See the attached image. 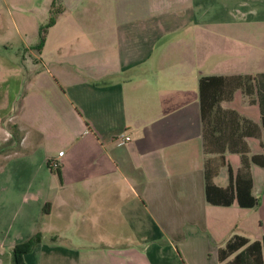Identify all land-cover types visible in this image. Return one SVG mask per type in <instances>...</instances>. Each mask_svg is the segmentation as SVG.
Masks as SVG:
<instances>
[{
    "label": "crops",
    "instance_id": "obj_1",
    "mask_svg": "<svg viewBox=\"0 0 264 264\" xmlns=\"http://www.w3.org/2000/svg\"><path fill=\"white\" fill-rule=\"evenodd\" d=\"M52 2L0 0V264L33 238L23 264H221L261 240L264 168L253 207L208 202L205 171L227 187L229 141L264 154L241 82L264 74V0H59L40 45Z\"/></svg>",
    "mask_w": 264,
    "mask_h": 264
},
{
    "label": "trees",
    "instance_id": "obj_2",
    "mask_svg": "<svg viewBox=\"0 0 264 264\" xmlns=\"http://www.w3.org/2000/svg\"><path fill=\"white\" fill-rule=\"evenodd\" d=\"M59 0H53L50 8V16L47 23L41 27L40 33V45L44 42V32L49 26H51L56 19L57 13L60 11ZM213 77H202L200 79L201 101H202V87L206 81L212 80ZM242 89L246 94H251L254 87L257 89V95L259 99V105L262 113V128L264 130V74H258L254 77L244 76L242 77ZM214 103V101L212 102ZM204 102H202V111L204 114ZM247 124V123H246ZM255 124L248 121L246 132H238L237 135L240 138L245 136H258L260 132H252ZM249 127L251 132L248 131ZM207 132H204L206 140ZM264 134V132H263ZM236 140V138H235ZM228 149L239 153L241 159V168L235 175H232V171L229 169V183L227 187L220 188L212 184L211 176L212 172L205 171V195L208 202L219 205H230L234 199L242 207H253L257 204V200L251 194L252 178L250 174V165L255 163L264 168V154H254L248 156V146L242 140L238 144L237 141H229ZM264 148V140H263ZM223 151V150H222ZM37 239H29L18 243L12 249V263L23 264V255L31 250ZM229 259V257H231ZM218 259L221 264H264V234L261 240H255L249 242L245 237L234 235L232 236L223 247L218 249Z\"/></svg>",
    "mask_w": 264,
    "mask_h": 264
},
{
    "label": "rangeland",
    "instance_id": "obj_3",
    "mask_svg": "<svg viewBox=\"0 0 264 264\" xmlns=\"http://www.w3.org/2000/svg\"><path fill=\"white\" fill-rule=\"evenodd\" d=\"M19 46H20V45H19V42H18L17 40H11V41L8 42L7 47H6V48H3V49H8V50L10 51V50H15V49H17ZM11 136H12V138H15L16 135L12 134ZM3 146H4V145H1V147H0V152H1L2 149H3ZM1 203H2V202H1ZM0 207H1L3 210H8V211L11 210V207H10V206L5 207L4 205H1ZM4 207H5V208H4ZM0 257H1V256H0ZM2 259L5 260V259H6V256L3 255V256H2Z\"/></svg>",
    "mask_w": 264,
    "mask_h": 264
},
{
    "label": "built area",
    "instance_id": "obj_4",
    "mask_svg": "<svg viewBox=\"0 0 264 264\" xmlns=\"http://www.w3.org/2000/svg\"><path fill=\"white\" fill-rule=\"evenodd\" d=\"M129 139H130L129 136H125V137L123 138L124 141H128ZM119 140H121L120 137H119ZM119 143H122V141H119ZM62 154H63V151H59V152H58V156H61ZM48 165H49V167H50L52 170H56V169H58V167H59V160L56 159V158L50 159V160H48Z\"/></svg>",
    "mask_w": 264,
    "mask_h": 264
}]
</instances>
